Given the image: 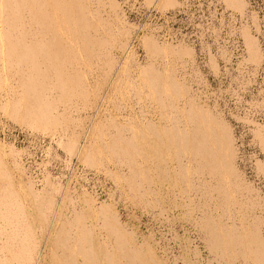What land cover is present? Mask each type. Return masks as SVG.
<instances>
[{
  "label": "bare ground",
  "instance_id": "obj_1",
  "mask_svg": "<svg viewBox=\"0 0 264 264\" xmlns=\"http://www.w3.org/2000/svg\"><path fill=\"white\" fill-rule=\"evenodd\" d=\"M130 1L0 0V111L28 135L23 147L9 132L0 139V264H264V161L255 155L257 144L264 153V119H253L262 114L251 108L264 97L251 94L242 116L229 100L219 104L188 41L207 44V24L175 32L147 14L140 19ZM143 1L166 20L165 10L189 7ZM221 1L247 13L246 0ZM125 4L143 22L130 23ZM240 35L239 65L256 71L258 38L244 24ZM205 63L219 73L212 56ZM227 116L251 131L247 145ZM103 176L112 181L107 191ZM177 210L187 223L180 228L196 231L212 256L207 262L183 231L178 252L167 247ZM136 211L150 216L145 231L130 222ZM154 223L166 231L156 237Z\"/></svg>",
  "mask_w": 264,
  "mask_h": 264
},
{
  "label": "rangeland",
  "instance_id": "obj_2",
  "mask_svg": "<svg viewBox=\"0 0 264 264\" xmlns=\"http://www.w3.org/2000/svg\"><path fill=\"white\" fill-rule=\"evenodd\" d=\"M246 1L248 3L247 4V13L243 17H241V15L236 11L226 9L221 0H186L184 2L189 4L190 6H195L196 10H197L196 11L197 14H199L201 16V20H204V24H207V26L204 27V30H202L203 33L206 32V36L203 37V39H204V42H206L207 44L201 45V46L198 43H196V44L199 45V52L202 53V55L200 54L201 55L200 58H198L199 59L198 60V62H199L198 68L201 70V72L203 73V75L205 76V78L207 80L206 89H208L210 91V93L212 91L213 94H215V95L212 94L211 98L214 96L216 98L218 97L217 99L219 101V104H221V105H222V101L224 99L229 100L228 101L229 104L233 106V103L235 104V98L239 97L240 102H238V103H240V105L238 106V104H237V107H240L241 110L248 112L250 110L244 108L245 106H247V104H246L247 102L255 101L257 98H258L257 100L261 101L262 99H259V97H261V98L264 97V95H263L264 94V0H246ZM130 2L134 3L136 7L140 8V10L142 12L143 11L145 12V10H147V12H148L147 8H149V7L147 5L146 6L141 5L144 2L143 0H136V1L131 0ZM127 5L128 4H125V6H127ZM128 7L130 8L131 6L128 5ZM131 8H133V7H131ZM149 9H151V8H149ZM178 9H179V7H178ZM178 9H176V8L175 9H167L164 11V14L165 13L170 14L172 12L175 13V12H177L176 10H178ZM149 11H153V12H157V13L160 12L156 8H153ZM248 11L254 13V15L256 17L257 25H258V31L255 30V26H253V24L251 23V19L248 16L249 15ZM137 12H139V11H137ZM127 15H128V20L130 23H136L137 24V22H140V23L143 22L142 20L139 21L140 17H138V15L136 13L132 14V11L128 12ZM140 19H144V18H140ZM190 20L191 19H187L188 22ZM243 24L246 26H249L252 33L258 38V41L260 43L261 50L263 53V59H262L261 65L256 69V71L252 70L253 65L251 63L246 62L245 64L239 65L240 61L242 60V57L246 55L244 45H243V39H242V36L240 35V29H241V26ZM156 27H160V26H158V25L153 26L152 25V27L150 29L153 30ZM170 28H171V30H173L175 32H178V30H182L185 33L188 32V34H189L190 24H188L186 22L183 24H181V22H177L175 25L171 26ZM179 39H181V38H179ZM185 40H188V39H185ZM188 41L194 47L195 43L191 42L190 40H188ZM201 47H202V49H201ZM194 49L196 50L195 47H194ZM137 52H138V55L141 56V58L144 57V55L146 54L144 50L142 51V49H138ZM196 53H197V51H196ZM209 56H212L215 59L216 63L218 64L219 73H217L216 75H215V73H213V71L210 68V66L208 65V63L207 64L205 63ZM227 58H229L228 61L226 60ZM145 59H146V56L144 57V60ZM140 61H142V59H140ZM185 74H188V75H185L186 78H192V79H193V77L196 78L195 77L196 75L195 74L193 75L189 71H187ZM250 79H252V80H250ZM243 82H246V83L244 84ZM193 83H194V81H193ZM194 88H199V87L194 86ZM230 88H231V90H230ZM234 90H236V91H234ZM258 91H260L261 96H260ZM233 92H234V94H233ZM249 92H250V94H249ZM257 92H258V94H257ZM241 93H243V94H241ZM251 94L253 95V97L255 96L256 99H254L255 97L253 98ZM250 95L253 99L250 98ZM241 97H242V99H241ZM244 97L245 98L247 97V98L245 99ZM211 103H213V102H211ZM251 108H252V110L258 111L259 114H262V116H264V106L262 103H258L257 106L252 105ZM239 116H242V114H240ZM227 117H228L227 118L228 121L229 122L231 121V122H233L232 124H234V119L231 116L230 117L227 116ZM120 119H122V118L120 117L119 120ZM2 125H4L5 128ZM8 132L10 133L9 134L10 136H13V135L19 136L18 141L20 142V145L23 147V144L21 143L23 141L22 135H25V136L27 135V134H24L27 132V129L25 128V126H23L22 124H20L17 121L12 120L10 117H8L7 115L3 114L0 111V139L5 138L6 137L5 135L8 134ZM248 132L250 133V139H248V140L253 139L251 131H248ZM247 134L245 135V137L248 138ZM23 142H25V140ZM256 150L258 152V155H256V156L264 161V153L261 150L259 144H257ZM61 151L64 152L63 149L58 148V152H61ZM247 152L248 153L250 152V150L248 148H247ZM42 159H43V157L40 158V160H42ZM244 169L246 170L247 175L250 177V179L252 181H254L255 183L259 182L257 179L258 177L256 178L254 176L255 171H254V168L252 166L250 167L247 165L246 167H244ZM247 169H249V170H247ZM103 178L105 179L104 176H103ZM88 183H90V182H88ZM101 184L105 187V190L107 191L106 188L109 186H112V181H110L108 178H106L105 180H103V182ZM262 184H260V187L262 188V196H264V186H261ZM96 191H98V194L101 195V199H104L107 196L106 191H103L100 187H97ZM129 204H127L128 207L129 206L131 207L132 206L131 203H129ZM116 206L118 207V210L121 212V215L123 217H125L124 215L126 213H124L125 209L122 206V204L119 203ZM150 209L151 208H149V211L152 212V210H150ZM136 210L138 211L139 208ZM137 211H136L135 215H138L137 216L138 219L137 218L132 219V220H130V222H133L134 224L136 223L135 225H138L142 231H145L146 230L145 225L147 223H145L143 221H146V222L151 221V220H149L150 216H148V214H146L147 213L146 211H144L143 215L139 214ZM171 213H172V211H171ZM173 213H175V215H177L176 218L178 219V221H177V219L172 221L173 225L175 224L174 227H176L175 232H173V234L174 233L177 234L178 240L175 237L176 236L175 234L173 235L172 233H170L169 236L166 235V238L168 239L166 241V243L169 242L168 243L169 245L167 244L168 246L167 245L166 246L171 247L172 250H175V252L173 251L175 254L176 252H178L177 251L178 250V244H176V243H177V241H180V239H181V237H179L180 234L184 233V236H185V233H186V236H188V238H190V240L192 239L191 240L192 242L194 241L193 245L196 246L197 248H199L200 255H201V257H203L202 259L204 260L203 263L207 262V260L210 257L212 258V256L210 255V253H208V250L206 248H204L205 245L198 238V233L196 231H193L188 226H187L188 228L183 231V229L180 228V223H182V221H184L183 216L181 217L178 214V210H177V212L175 211ZM139 221L142 222L143 224L140 223ZM183 223H185V221ZM185 224H187V223H185ZM158 225L159 224H157V223H154V225H153L154 226V229H153L154 234H157V233L159 234V232H157V231H159L160 229H161V231L163 229V232L166 231L165 227H159ZM181 231H183V233ZM190 232H191V234H190ZM158 234L156 235V237L158 236ZM196 235H197V237H196ZM198 241H200V242H198ZM162 242H164V241L162 240ZM201 250H203V251H201ZM205 259H206V261H205ZM179 262H181V260H179ZM181 263H179V264H181Z\"/></svg>",
  "mask_w": 264,
  "mask_h": 264
},
{
  "label": "built area",
  "instance_id": "obj_3",
  "mask_svg": "<svg viewBox=\"0 0 264 264\" xmlns=\"http://www.w3.org/2000/svg\"><path fill=\"white\" fill-rule=\"evenodd\" d=\"M124 9H126V12L127 11H133V12H137V10L136 9H132V10H129L130 8L128 7V5L127 6H124ZM197 10H196V7L195 6H190L189 5V7H181V8H179L178 9V11L177 12H172V13H170L169 15H168V20H166L165 18H162V17H160V16H156L155 14H153V12L152 11H150V12H147V10H145V12L143 11V13H144V19H146V16H145V14H147V15H149V21H154V19L155 20H157L158 22H162V23H164L169 29H170V27L171 26H173V25H175L177 22H181V24H183V23H188V24H196V23H200V24H203L204 23V20H201V16L199 15V14H197V12H196ZM188 12L190 13L189 15H188ZM187 19H191L189 22L187 21ZM172 34H175V33H172ZM185 34V33H184ZM160 35V34H159ZM171 36H173L174 37V39L176 38H180L181 36H179V37H175L174 35H171ZM198 36H199V34H198ZM185 38V37H184ZM195 43H196V41H195ZM194 44V43H193ZM194 47L196 48V51H197V57L198 58H200V56L202 55V53L201 52H199V45L198 44H194ZM201 54V55H200ZM199 60V59H198ZM239 106V105H238ZM231 109L233 110V111H235L237 114H242V115H244V113H245V111L244 110H241L240 109V107H237V105L236 104H234L233 103V107H231ZM242 112V113H241ZM262 118V119H264V116H253L252 118L253 119H257L258 120V118ZM258 121H260V120H258ZM234 127H235V134L236 133H238L239 131H241L243 134H246V132H243L244 130L242 129V127H241V124H238V123H234ZM248 138L247 137H245L244 138V140H243V142H244V146H245V144L247 145V143H246V141H247V139H250V133L248 132ZM41 140H43L44 142H42V143H47V141L46 140H44V139H41ZM238 141V140H237ZM238 143H240V141H238ZM38 145V146H37ZM37 145H32V146H34V148H35V151H36V156H35V159L36 160H40V158L41 157H43V155H44V153L40 150V143L38 142L37 143ZM29 148V147H28ZM248 149H249V147H247ZM246 152V154L248 153L247 152V149L245 150ZM255 155H258V152H256V154ZM28 160V162H27V164H31V163H34L33 162V159L32 158H28L27 159ZM59 164H61V163H59ZM58 164V165H59ZM62 166H60V168H61ZM247 170H249V169H247Z\"/></svg>",
  "mask_w": 264,
  "mask_h": 264
}]
</instances>
